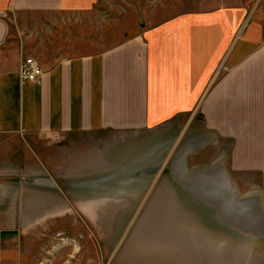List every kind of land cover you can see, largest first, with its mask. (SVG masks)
Wrapping results in <instances>:
<instances>
[{
	"label": "rangeland",
	"instance_id": "obj_1",
	"mask_svg": "<svg viewBox=\"0 0 264 264\" xmlns=\"http://www.w3.org/2000/svg\"><path fill=\"white\" fill-rule=\"evenodd\" d=\"M207 1L103 0L88 14L9 25L22 30L15 41L25 56L53 38L66 53H87L132 24ZM202 104L144 130L0 133V264H264V200L250 170L207 156ZM146 159L147 174L130 179ZM196 174L222 183V195L199 188ZM244 204L235 218L225 212Z\"/></svg>",
	"mask_w": 264,
	"mask_h": 264
},
{
	"label": "crops",
	"instance_id": "obj_2",
	"mask_svg": "<svg viewBox=\"0 0 264 264\" xmlns=\"http://www.w3.org/2000/svg\"><path fill=\"white\" fill-rule=\"evenodd\" d=\"M101 1L0 0V133L144 130L184 117L202 101L207 156L250 170L253 191L264 200V0H208L153 25L132 24L93 52L66 53L50 38L43 51L27 48L39 78L19 79L27 52L10 19L88 14ZM148 162H140L139 175L134 165L130 179L141 181Z\"/></svg>",
	"mask_w": 264,
	"mask_h": 264
},
{
	"label": "built area",
	"instance_id": "obj_3",
	"mask_svg": "<svg viewBox=\"0 0 264 264\" xmlns=\"http://www.w3.org/2000/svg\"><path fill=\"white\" fill-rule=\"evenodd\" d=\"M41 75V67L31 56H25L18 66V77L20 80L36 81Z\"/></svg>",
	"mask_w": 264,
	"mask_h": 264
},
{
	"label": "bare ground",
	"instance_id": "obj_4",
	"mask_svg": "<svg viewBox=\"0 0 264 264\" xmlns=\"http://www.w3.org/2000/svg\"><path fill=\"white\" fill-rule=\"evenodd\" d=\"M196 176H198L200 179H199V181H198V187L199 188H201V187H203L204 189L205 188H209V191L210 192H212L211 191V187L212 186H214V187H216L217 188V190H223L222 188V183H220V182H218V180H213V181H210L209 179H205V177L204 176H202V175H194L193 177H196ZM218 182V183H217ZM207 183L210 185V186H208L207 185ZM214 187H212V189H214L215 190V188ZM217 190H215L216 191V194H219L220 196L222 195V193L220 192V190L217 192ZM215 191H213V193L215 192ZM213 197H215L214 195H213ZM225 199H227V197L225 198ZM226 203H227V200H224ZM233 206V205H232ZM242 208H245V204L242 206V205H239V207L237 208H232V210L231 211H225L226 213H230V214H233L234 213V218H235V215L237 216V214H238V212L239 211H241V209ZM231 209V208H230ZM231 217H232V215H230ZM233 218V217H232ZM237 218V217H236ZM245 221V220H244Z\"/></svg>",
	"mask_w": 264,
	"mask_h": 264
}]
</instances>
